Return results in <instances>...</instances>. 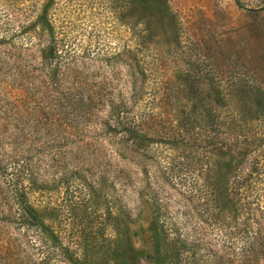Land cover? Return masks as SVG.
Instances as JSON below:
<instances>
[{
  "label": "rangeland",
  "instance_id": "1",
  "mask_svg": "<svg viewBox=\"0 0 264 264\" xmlns=\"http://www.w3.org/2000/svg\"><path fill=\"white\" fill-rule=\"evenodd\" d=\"M45 1L0 0V44L9 39L4 30L18 28L25 7L37 14ZM128 1L64 0L57 12L68 38L83 41L95 26V42L110 50L116 21L133 52L139 92L112 119L96 108L92 117L75 118L68 130L75 143L49 148V159L62 155L57 168L39 161L37 146L30 147L44 185L31 184L28 198L54 240L19 227L16 207L2 208L0 264H71L70 258L116 264L102 246L129 249L128 234L137 249L143 238L155 244L149 226L155 176L166 181L172 205L177 191L197 204L214 162L244 153L264 156V0H144L136 12L123 13ZM126 57L124 52L118 66L122 90L130 75ZM112 67L84 72H94V84H113ZM50 145L59 146L57 137ZM116 176L129 188L112 183ZM200 191L204 196H194ZM2 215L10 216L7 223Z\"/></svg>",
  "mask_w": 264,
  "mask_h": 264
},
{
  "label": "trees",
  "instance_id": "2",
  "mask_svg": "<svg viewBox=\"0 0 264 264\" xmlns=\"http://www.w3.org/2000/svg\"><path fill=\"white\" fill-rule=\"evenodd\" d=\"M143 1H128L123 13L136 12ZM63 3L46 0L37 14L35 7H25L18 28L10 34L4 30L9 39L0 44V209L16 207L14 221L19 227L39 230L50 240H54L51 230L28 198L31 184L44 185L34 173L30 147L37 146L39 161L47 160L57 168L62 155L51 151L49 155L57 156L49 159V148L75 143L68 141L75 118L92 117L96 108V113L105 112L112 119L128 109L139 92L133 52L124 44L116 21L112 28L116 47L112 50L95 42L99 37L95 26L94 34L83 41L68 38L58 24L57 12L62 11ZM124 52L125 71L130 75L122 90L118 88V66ZM110 63L113 84H94V72H84ZM66 113L70 114L63 124ZM52 136L59 146L50 145ZM214 163L205 196L201 191L194 193L204 196L197 204L191 194H185L187 198L177 191L173 206L171 196H166V181L155 176L153 208L149 204L155 244L149 246L143 238L137 249L133 235L127 233L129 249L117 243L102 246L106 256L112 254L116 264H132V259L135 264H264V156L244 153ZM112 183L129 188L125 178L116 176ZM99 188L98 184L95 191ZM9 199L12 204L8 206ZM9 217L2 215L1 220L7 223ZM68 260L79 264L75 258Z\"/></svg>",
  "mask_w": 264,
  "mask_h": 264
}]
</instances>
